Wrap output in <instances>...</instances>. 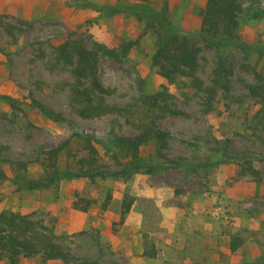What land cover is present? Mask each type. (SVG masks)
<instances>
[{
	"label": "rangeland",
	"instance_id": "374dc122",
	"mask_svg": "<svg viewBox=\"0 0 264 264\" xmlns=\"http://www.w3.org/2000/svg\"><path fill=\"white\" fill-rule=\"evenodd\" d=\"M90 1L97 9L74 6L72 0H0V147H7L0 154V172L6 175L0 180V213H20L54 227L57 242L77 259L71 264H255L264 256V113L248 86L264 76V17L241 18L238 37L245 49H204L199 75L207 85L219 57L230 70L224 79L229 90L218 89L210 107L188 79L171 84L158 73L151 61L155 37L145 32V22L124 12L109 13L119 6L148 5L167 10L171 23L191 34L199 32L207 0ZM258 3L264 6V0ZM70 38L83 39L88 49L97 44L118 49L139 41L122 62L101 57L97 74L108 92L105 99L129 106L135 120L148 122L151 115L140 108L142 99L165 93L163 101L183 114L153 115L157 128L168 134L167 147L152 141L141 156L154 164L172 159L182 169L97 183L66 179L57 189L42 192L16 190L12 167L4 160L29 162V177L37 179L43 174L35 162L40 148L59 145L73 129L54 122L35 102L80 132L102 138L138 133L116 115L94 120L78 116L71 102V66L57 54ZM250 165L257 177L248 171ZM108 194L112 200L103 210ZM126 196L134 204L122 220ZM78 198L95 203L86 212L76 210L72 203ZM202 209L212 236L182 220L185 214L204 218L195 213ZM231 235L243 239L232 255L226 251ZM152 245L156 258L143 255ZM24 264L65 263L37 256Z\"/></svg>",
	"mask_w": 264,
	"mask_h": 264
},
{
	"label": "trees",
	"instance_id": "16d2710c",
	"mask_svg": "<svg viewBox=\"0 0 264 264\" xmlns=\"http://www.w3.org/2000/svg\"><path fill=\"white\" fill-rule=\"evenodd\" d=\"M72 3L83 9H97L90 0H72ZM124 12L145 22V32L155 37V50L151 56L152 65L169 83L175 84L180 79H188V84L196 92L205 96L206 105L215 101L218 89L229 90L224 81L230 72L222 57L213 70L209 85L199 75L201 55L205 48L217 51L227 47L245 49L246 45L238 37L240 20L249 15L253 18L264 17V6L258 0H207L201 12L199 32L186 33L174 26L169 20L167 10L156 11L147 6H119L111 8L110 14ZM74 35V34H72ZM139 44L138 40L123 43L118 49H110L97 44L88 49L83 39L67 40L57 48L59 59L71 66L75 79L71 88V102L78 116L85 120H94L105 116L116 115L126 119L138 133L132 137L116 133L102 138L90 133L80 132L60 114L52 112L40 102H35L49 118L56 123L66 124L72 129L71 135L57 146L40 148L35 162L42 168L43 174L37 179L29 177V162L21 160H4L13 170L11 182L17 191H45L57 189L66 179L86 180L97 183L108 178H128L134 174L156 175L169 169H182L181 162L165 159L164 163L154 164L141 156V150L150 142H156L161 149L167 147L168 134L159 130L152 119L157 112L162 114H183L177 107L163 101V94L148 96L142 99L145 112L150 119L135 120L129 106L111 104L105 99L106 88L101 84L97 68L101 57L118 62L127 58L130 51ZM250 94L260 104L264 113V76L258 75L257 82L249 85ZM136 112V110H135ZM156 118V117H155ZM7 147H0V154ZM105 151V155L102 154ZM110 162H105L104 157ZM249 164V163H248ZM251 164V163H250ZM249 172L255 177L258 172L252 167ZM6 175L0 172V180ZM112 200L108 194L102 204L106 210ZM94 201L78 198L72 207L86 212ZM1 204V199H0ZM134 199L126 196L122 202V220L133 207ZM243 244L238 235H231L229 249L236 252ZM144 256L158 257L155 246L146 248ZM41 257L45 262L62 261L65 264L76 262L66 249L56 240L54 227L43 221H36L16 212L0 213V264H24L26 259ZM91 264V263H90ZM255 264H264V256L256 259Z\"/></svg>",
	"mask_w": 264,
	"mask_h": 264
},
{
	"label": "crops",
	"instance_id": "0c3cea01",
	"mask_svg": "<svg viewBox=\"0 0 264 264\" xmlns=\"http://www.w3.org/2000/svg\"><path fill=\"white\" fill-rule=\"evenodd\" d=\"M181 212V211H180ZM182 213H184V212H182ZM195 213H199V216H202V215H204V218H202V219H198V218H193V217H188V215H186L185 214V216H184V218L182 219V220H184L185 222H188V223H190V226L192 227V228H195L196 230H199V229H204V235H209V236H212L213 234H214V232H212V231H207L206 230V224H207V219H206V217H205V215L207 214V212H206V210L204 209V211H203V209L202 210H198V212L196 211ZM181 220V221H182ZM181 235V234H180ZM215 242H214V246H216L217 247V244H218V242L216 241V240H214ZM213 243V242H212ZM226 251L227 252H229V254L230 255H232V254H235L236 252H231L230 251V249H229V247H228V249H226Z\"/></svg>",
	"mask_w": 264,
	"mask_h": 264
}]
</instances>
